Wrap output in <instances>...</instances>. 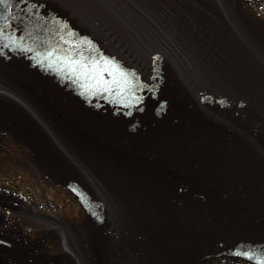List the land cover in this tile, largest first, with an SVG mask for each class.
I'll return each mask as SVG.
<instances>
[{"label": "water", "instance_id": "water-1", "mask_svg": "<svg viewBox=\"0 0 264 264\" xmlns=\"http://www.w3.org/2000/svg\"><path fill=\"white\" fill-rule=\"evenodd\" d=\"M0 27V131L84 209L76 264H260L264 24L236 0H0Z\"/></svg>", "mask_w": 264, "mask_h": 264}, {"label": "flooded vegetation", "instance_id": "flooded-vegetation-1", "mask_svg": "<svg viewBox=\"0 0 264 264\" xmlns=\"http://www.w3.org/2000/svg\"><path fill=\"white\" fill-rule=\"evenodd\" d=\"M237 4L264 24V0ZM33 166L32 150L0 131V238L16 245L15 250L0 249V264H29L20 256L35 264H76L87 234L85 212L66 188Z\"/></svg>", "mask_w": 264, "mask_h": 264}, {"label": "snow or ice", "instance_id": "snow-or-ice-1", "mask_svg": "<svg viewBox=\"0 0 264 264\" xmlns=\"http://www.w3.org/2000/svg\"><path fill=\"white\" fill-rule=\"evenodd\" d=\"M3 3L7 4L9 2V0H2ZM21 2H23V0H21ZM5 23H7V21H5ZM3 32V28L0 27V33ZM0 51H2V49H0ZM71 63H79L78 61H74V62H71ZM98 62L94 61L93 62V68H92V71H94L96 73V76H97V82H101L103 81V75H104V69L103 68H97L95 67V65L97 64ZM105 63H113L112 61H108L107 59H105ZM118 71H121V74L124 75L123 73V70H120V69H117ZM237 252L238 254L239 253V249H237ZM242 255H244L245 257H248L250 259H259L260 260V264H264V258H258V257H255L251 252H243Z\"/></svg>", "mask_w": 264, "mask_h": 264}, {"label": "rangeland", "instance_id": "rangeland-1", "mask_svg": "<svg viewBox=\"0 0 264 264\" xmlns=\"http://www.w3.org/2000/svg\"><path fill=\"white\" fill-rule=\"evenodd\" d=\"M220 264H246L240 260H237V259H230L228 261H223L222 263Z\"/></svg>", "mask_w": 264, "mask_h": 264}]
</instances>
